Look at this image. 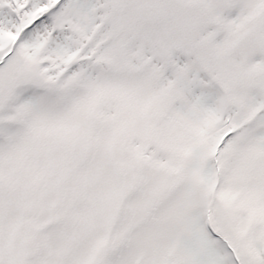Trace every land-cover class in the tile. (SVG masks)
<instances>
[{
	"label": "snow or ice",
	"instance_id": "6c2138e0",
	"mask_svg": "<svg viewBox=\"0 0 264 264\" xmlns=\"http://www.w3.org/2000/svg\"><path fill=\"white\" fill-rule=\"evenodd\" d=\"M0 264H264V0H0Z\"/></svg>",
	"mask_w": 264,
	"mask_h": 264
}]
</instances>
